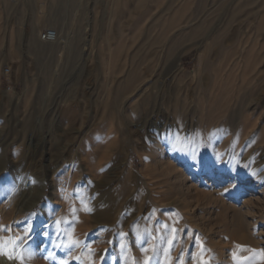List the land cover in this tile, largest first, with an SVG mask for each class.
I'll return each mask as SVG.
<instances>
[{
    "label": "rangeland",
    "instance_id": "374dc122",
    "mask_svg": "<svg viewBox=\"0 0 264 264\" xmlns=\"http://www.w3.org/2000/svg\"><path fill=\"white\" fill-rule=\"evenodd\" d=\"M156 1L0 0V159L4 160L0 206L8 201L11 212L2 220L0 264H7L17 249L22 254L29 248L34 242L30 243L31 238L48 218L46 233L34 248L37 261L44 257L37 264L108 262L100 254L111 259L120 254V264H215L217 243L225 251L221 264H264V195L252 177L264 171V0H239L245 7L237 16L230 13L233 0H215L220 3L215 11L208 7L214 0H204L201 9L199 0ZM171 1L175 6L165 13ZM178 14L186 18L182 27L197 20L189 30L197 35L182 37L171 52L165 46H147L142 59L135 58L137 46L150 36H161L167 42L179 31L177 26L164 31ZM49 29L60 33L56 44L39 40L40 33ZM250 51L254 52L252 68L247 57ZM158 70L174 73L168 88L179 92L180 103L170 101L168 89L161 93L156 85L140 101L107 112L110 94L120 89V81L132 71L150 77ZM147 98L151 101H145ZM167 100L169 105L181 107L182 115L173 116L170 109L171 120L165 122L174 127L169 133L172 144L159 149L149 137L147 121L158 120L153 110L162 103L168 107ZM211 107L216 109L212 115ZM107 115H112V126ZM81 132L83 139H79ZM96 134L103 140L93 146ZM33 135L39 142L53 140L50 154L45 148L37 156L30 155L27 141ZM109 136L121 140L119 147H112L114 151L106 149ZM12 140L16 142L11 144ZM58 144L72 150L69 163L58 170V179L68 180L72 195L55 206L48 199L52 178L44 177V172L48 164L56 166ZM76 144L81 148L77 154ZM225 157L232 163L214 184L210 173H218L219 161H226ZM111 176L118 180L113 198L122 195L124 202L111 220L97 221L92 216L103 194L102 185L109 184ZM176 176L175 184L185 185L183 198L173 186ZM250 184L249 196H242L240 190ZM43 185L48 189L32 207L40 197L37 189ZM10 222L16 223L13 251ZM106 224L114 226L111 233L102 228ZM113 261L108 264H119Z\"/></svg>",
    "mask_w": 264,
    "mask_h": 264
},
{
    "label": "bare ground",
    "instance_id": "6f19581e",
    "mask_svg": "<svg viewBox=\"0 0 264 264\" xmlns=\"http://www.w3.org/2000/svg\"><path fill=\"white\" fill-rule=\"evenodd\" d=\"M170 1V0H169ZM182 2L184 1V2H186L187 0H181ZM207 1V0H206ZM145 2V0H140V3L141 4H143ZM156 2H159V0H157ZM175 1H171L169 4H168V6H167V9H166V11H165V13H167V12H169L171 9H173V6H175L174 3ZM192 1H190V3H191ZM208 2H210V1H208ZM225 2V1H224ZM223 2V3H224ZM59 3H61V2H59ZM249 3V2H248ZM251 3V2H250ZM57 4V3H56ZM207 4V3H206ZM217 4H220L219 2L218 3H216L215 2V0L208 6L209 7V9L210 10H212V9H214V11H215V6L217 5ZM247 4V3H246ZM58 5V4H57ZM157 5V4H156ZM59 6V5H58ZM206 6V5H205ZM54 7V6H53ZM53 7H51V8H53ZM56 7V6H55ZM146 7V6H145ZM197 7V6H196ZM195 7V8H196ZM204 7V0H199V2H198V8H203ZM207 7V6H206ZM207 7V8H208ZM231 15L232 16H237L243 9H244V5H242L241 4V1H239V0H233V2H232V4H231ZM50 8V7H49ZM59 7H56V9H58ZM143 8V7H142ZM183 9H184V6L182 7ZM198 8H196V9H198ZM206 8V9H207ZM219 8V7H218ZM222 8V7H221ZM145 9V8H144ZM187 8L185 7V11H187L186 10ZM199 9V10H200ZM51 10V9H50ZM151 10V9H150ZM198 10V11H199ZM224 10H225V8H224ZM247 10V9H246ZM56 11V10H55ZM59 10H57V12H58ZM201 11V10H200ZM221 11V10H220ZM54 12V11H53ZM56 12V13H57ZM144 12H145V10H144ZM55 13V12H54ZM203 13H205V11H203ZM210 13V12H209ZM58 14V13H57ZM56 14V15H57ZM144 14V13H143ZM260 13H258L257 15H259ZM263 14V13H262ZM262 14H260V16L262 17ZM55 15V14H54ZM55 15V16H56ZM229 15V14H228ZM231 15H229V16H231ZM241 16V15H240ZM190 17V16H189ZM189 17H187V18H189ZM196 17V16H195ZM198 17V16H197ZM184 19H186L185 18V15L183 16V15H181V14H178V15H174V17L172 18V20L170 21L171 22V24H170V26L167 28V29H165L164 31H167V30H170V29H172L173 27H179V31H177L176 33H174V35H172L171 37H169L168 39H167V42H165V40L161 37V36H157V37H152V36H150L151 38H149V39H147L146 40V42H142L141 44H140V46H137V47H140L138 50H137V52H136V55H135V58H139V59H142V57H143V55H142V51L147 47V46H152V47H156V48H163L162 46H165L166 48H167V50L166 51H168V52H171V51H174V50H176L177 49V47H178V44H179V42H180V39L182 38V37H193V36H196L197 34H196V31H195V33H193V32H191L193 29H191L192 28V26H195V25H192V24H194L196 21L195 20H193V19H191L189 22H186L185 23V26H181L180 24H182L185 20ZM195 19V18H194ZM264 19V18H263ZM206 21V20H205ZM202 22V21H201ZM144 23V22H143ZM179 24V25H178ZM202 24V23H201ZM155 25V24H154ZM200 25V24H199ZM144 26V25H143ZM197 26V25H196ZM203 27V26H202ZM204 27H206V26H204ZM148 28V27H147ZM194 28V27H193ZM198 28V27H197ZM140 29H142V26H141V28ZM191 29V31L189 32V30ZM204 29V28H203ZM215 30V29H214ZM57 31V30H56ZM148 31V30H147ZM58 32V39H60V33H59V31H57ZM143 32V31H142ZM215 32V31H214ZM213 32V33H214ZM217 33V32H216ZM146 34H147V32H146ZM212 34V33H211ZM150 34H148V35H146V36H149ZM205 35V34H204ZM214 35V34H213ZM144 37V38H147V37ZM224 36V35H223ZM206 37V36H205ZM215 37V36H214ZM202 38H203V36H202ZM202 38L200 39V40H202ZM218 40V39H217ZM203 42H204V40H203ZM203 42L202 43H200V44H203ZM206 42V41H205ZM217 42V41H216ZM196 44V43H195ZM205 44V43H204ZM139 45V44H138ZM197 46H199V44L197 45ZM201 46V45H200ZM34 47V46H33ZM80 47V46H79ZM165 47H164V49L163 50H165ZM38 48V47H37ZM157 50V49H156ZM36 51L37 52H39V48L38 49H36ZM76 51V50H75ZM74 51V52H75ZM78 51V50H77ZM79 52H80V50H79ZM135 52V51H134ZM165 52V51H164ZM78 53V52H77ZM76 53V54H77ZM173 53V52H172ZM135 54V53H134ZM170 54V53H169ZM174 54V53H173ZM240 54V53H239ZM78 55V54H77ZM76 56V55H75ZM253 56H254V52L253 51H250V52H248L247 53V57L251 60L250 62V68H252V58H253ZM79 57V56H78ZM139 61V60H138ZM180 62V58H178V61L176 62V67L177 66H179V63ZM160 70V69H159ZM158 70V72L157 73H155V71H154V74H152L150 77H144L143 75H140L139 73H137V71L135 72H131L126 78H125V80H122V81H120V89H117V90H115V91H112V93L110 94V97H111V100H107L106 101V109H107V112H109V111H112V110H114L116 107H118L120 104L122 105V109L123 108H126V107H129V105L131 104V103H134V101L135 100H137L138 98H141V96L142 95H144V94H146L147 92H149L151 89H153V87L155 88V86L157 85V87H158V91L159 92H161L162 93V91H165V90H167L168 89V95L167 96H169L170 97V101H174V99H176V103H180L181 102V100H180V102L177 100V96L179 95V92L178 93H176L177 91L176 90H172V88H170L171 90H169V86L173 83V81L175 80L174 78H175V75H174V73H171V72H166V73H164L163 71H159ZM165 71V70H164ZM179 71V70H178ZM180 72V71H179ZM253 70L251 69V72H250V74H253ZM143 73H144V71H143ZM146 75V74H145ZM174 75V76H173ZM148 76V75H147ZM249 76V75H248ZM254 78V77H253ZM123 79V78H122ZM178 79V78H177ZM181 81V80H180ZM187 89V88H186ZM157 90V89H156ZM174 91V92H173ZM187 91V90H186ZM164 93V92H163ZM180 93H182V92H180ZM262 93V92H261ZM260 93V94H261ZM166 94V93H165ZM186 94V93H185ZM259 94V95H260ZM182 95V94H181ZM150 96V95H149ZM158 96V95H157ZM159 97V96H158ZM148 99V98H147ZM145 99V101H148L149 102V100L151 99V97H150V99ZM139 101H140V99H138ZM141 100H144V99H141ZM153 100V99H152ZM156 100V99H155ZM169 100H167V105H168V107L166 106V107H164L163 106V103H162V105H159L160 104V101H159V106H155V108H157V109H154L153 110V112H155V114H157V117H158V120H148L147 121V126H148V131H149V134H150V138L153 140V141H155V143H156V147H159V149L161 148V149H163V147L164 146H169V145H171L172 143L169 141L170 140V138H169V133L171 132V130L172 129H174V127L172 126V124H170L169 125V122L168 123H166L165 121L167 120V119H170V117H171V113H170V109L174 112V115L173 116H176V117H181V115H182V111H181V107H179V106H177L176 104H170V105H172V106H170L169 104H168V101ZM151 101V100H150ZM158 101V100H157ZM165 101H166V99L163 101L164 103H165ZM169 101V102H170ZM137 102V101H136ZM162 102V101H161ZM175 102V101H174ZM142 103V102H141ZM152 103V102H151ZM156 103V102H155ZM154 104V103H153ZM145 105V104H144ZM152 105V104H151ZM164 105H166V104H164ZM146 106V105H145ZM184 106V105H183ZM116 109H118V108H116ZM259 109V108H258ZM121 110V109H120ZM146 110V109H145ZM149 110V109H148ZM150 110H151V108H150ZM118 111V110H117ZM152 111V110H151ZM190 111H191V109H190ZM126 112V111H125ZM152 112V113H153ZM210 114L212 115L214 112H216V109H214V108H210ZM110 113V112H109ZM124 113V112H123ZM197 113V112H196ZM117 114V113H116ZM120 114V113H119ZM125 114V113H124ZM123 114V115H124ZM127 114V115H126ZM125 115L126 116H128V117H130L129 115H128V113H126ZM145 115V114H144ZM195 115V114H194ZM108 117H109V120H111L110 121V126H112L111 125V123H112V120H113V118H112V115H107ZM150 116V115H149ZM149 116H148V119H149ZM191 116V115H190ZM199 116V115H198ZM231 116V115H230ZM116 117V116H115ZM156 117V118H157ZM193 117V116H192ZM200 117V116H199ZM208 117V116H207ZM142 118V117H141ZM140 118V119H141ZM173 118V117H172ZM191 118V117H190ZM213 118V117H212ZM230 118V117H229ZM115 119H117V118H115ZM209 120H211L210 119V117L208 118ZM125 120V119H124ZM128 120H129V118H128ZM147 120V119H146ZM171 120V119H170ZM199 120V119H198ZM234 120V119H233ZM117 121V120H116ZM126 121V120H125ZM144 121V120H143ZM184 120H182V122H183ZM191 121V120H190ZM208 121V120H207ZM214 122V121H213ZM108 123V122H107ZM106 123V124H107ZM128 123H130V122H128ZM146 123V122H145ZM178 123V122H177ZM195 123V122H194ZM113 124H114V122H113ZM125 124V123H124ZM139 124H140V122L139 123H137V124H135V127H139ZM115 125H117L116 123H115ZM123 125V124H122ZM189 125V124H188ZM183 126V125H182ZM197 126V125H196ZM29 127V126H28ZM105 127H107V126H105ZM128 128V127H127ZM183 128V127H182ZM193 128V127H192ZM195 128V127H194ZM189 129V128H188ZM182 130H184V129H182ZM179 131V130H178ZM195 131V130H194ZM186 132V131H185ZM179 133V132H178ZM215 132H213V134H214ZM220 133V132H219ZM218 133V134H219ZM234 133V132H233ZM109 134V133H108ZM79 135H80V137H79V139L80 138H82L83 139V134H82V132L81 133H79ZM23 136V135H22ZM130 136V135H129ZM128 136V137H129ZM39 137V136H38ZM104 137V136H103ZM114 137H116V136H113V137H111V136H109V138L108 139H106V140H109V143L108 144H106V149H110L111 148V150H112V147L114 146V147H119L120 146V143L119 142H121V140L118 142V141H115L114 139ZM213 137H215V135H213ZM218 137V136H217ZM18 138H20V137H18ZM52 138V137H51ZM62 138V137H61ZM219 138V137H218ZM11 139V138H10ZM65 139H66V137H65ZM78 139V138H77ZM86 139V138H85ZM84 139V140H85ZM93 139V138H92ZM101 139H102V137L99 135V134H96L95 135V138L93 139V141H92V145L93 146H96V144H98V142H100L101 141ZM128 139V138H127ZM176 139V138H175ZM174 139V140H175ZM211 139V138H210ZM9 140V139H8ZM59 140V139H58ZM89 140H91V139H89ZM103 140V139H102ZM105 140V141H106ZM183 140V139H182ZM26 141V140H25ZM57 141V140H56ZM60 141V140H59ZM75 141V140H74ZM172 141V140H171ZM250 141V140H249ZM11 142V144H14L16 141L15 140H12V141H10ZM28 146H29V148H30V150H29V152H30V155L31 156H37L38 154H39V152H40V150L41 149H45V148H47L48 149V153L47 154H50L51 153V151H49V150H52L51 148L52 147H54L53 145H54V142H53V140L52 139H50V138H44L41 142H39V141H37L36 140V137H35V135H33V136H31L29 139H28ZM26 142V143H27ZM60 142H64V140H61ZM69 142V141H68ZM177 142V141H176ZM214 142V141H213ZM57 143H58V141H57ZM73 143V142H72ZM100 143H102V141L100 142ZM154 143V142H153ZM208 143H210V141L208 142ZM215 143H217V142H215ZM251 143V142H250ZM249 143V144H250ZM60 145H64V143H59ZM58 144V145H59ZM66 144V143H65ZM127 144H129V143H127ZM126 144V145H127ZM130 144H132V143H130ZM191 144V143H190ZM211 144V143H210ZM213 144V143H212ZM16 145V144H15ZM20 145V144H19ZM57 145V146H58ZM59 145V146H60ZM68 145V144H67ZM71 145V144H70ZM77 145V144H76ZM86 144H84V146H85ZM89 145H91V144H89ZM91 145V146H92ZM152 145V144H151ZM193 145V144H192ZM191 145V146H192ZM209 145V144H208ZM10 146V145H9ZM42 146V147H41ZM56 146V147H57ZM78 146V145H77ZM82 146L83 148H85L86 149V147L87 146ZM154 146H155V144H154ZM180 146V145H179ZM8 147V146H7ZM13 147V146H12ZM72 147V146H71ZM90 146H88V148H89ZM129 147H130V145H129ZM259 147V146H258ZM261 147V146H260ZM103 148V147H102ZM101 148V149H102ZM172 148V147H171ZM183 148H184V146H183ZM187 148V147H186ZM190 148V147H189ZM211 148H212V146H211ZM215 148V147H214ZM9 149V148H8ZM78 150L77 151H75L74 153H80L81 152V148H80V146H78V148H77ZM90 149H92V147L90 148ZM93 149H95V148H93ZM120 149V148H119ZM156 149V148H155ZM155 149H153V150H155ZM158 149V148H157ZM156 149V150H157ZM84 150V149H83ZM82 150V151H83ZM98 150H100V149H98ZM103 150V149H102ZM167 150V149H166ZM182 150V149H181ZM195 150V149H194ZM212 150H215V149H212ZM42 151V150H41ZM45 151V150H44ZM56 151H57V155H58V162H57V164H56V166H49V164H48V166H47V170H45V172H44V177H46V178H52V180H51V182L49 183L50 184V191H51V195L48 197V199L50 198V201H53L52 203L55 205V206H58V205H60V201L62 200V199H65V200H67V199H69L68 197H70L72 194H71V188H70V185L68 184V180H65V179H63V180H61L60 178V180L58 179V170H60V168L59 167H64V166H66L67 165V163H69V158H70V156H71V151H70V149L69 148H67V147H58L57 149H56ZM85 151V150H84ZM93 151V150H92ZM112 151H114V149L112 150ZM162 151V150H161ZM175 151V150H174ZM88 152H90V151H88ZM106 152V151H105ZM105 152H103L102 151V154L103 153H105ZM116 152V151H115ZM158 152V151H157ZM183 152V151H182ZM214 152H216V151H214ZM13 153V152H12ZM41 153V152H40ZM45 153V152H44ZM43 153V154H44ZM86 153V152H85ZM97 153V152H96ZM153 153L154 154H157V153H155L154 151H153ZM161 153V152H160ZM165 153V152H164ZM186 153V152H185ZM188 153V152H187ZM217 153H218V151H217ZM3 154H4V152H3ZM90 154V153H89ZM106 154V153H105ZM114 154V153H113ZM193 154V153H192ZM221 154V153H220ZM110 155H112V153L110 154ZM158 155V154H157ZM185 155V154H184ZM196 155V154H195ZM225 155V154H224ZM223 154H222V156H224ZM260 155V154H259ZM105 156V155H104ZM107 156H108V153H107ZM164 156V155H163ZM205 156V155H204ZM222 156H220V157H222ZM226 156V155H225ZM1 157V156H0ZM44 157V156H43ZM51 157V156H50ZM106 157V156H105ZM111 157V156H110ZM166 157V156H165ZM192 157V159H194L193 158V156H191ZM219 157V156H218ZM4 158V157H3ZM157 158H158V156H157ZM167 158V157H166ZM213 158V157H212ZM223 158V157H222ZM226 159H227V157H225ZM224 158V159H225ZM11 159V158H10ZM101 159H104L103 157L101 158ZM159 159V158H158ZM161 159V158H160ZM159 159V160H160ZM164 159V158H163ZM243 159V158H242ZM245 159V158H244ZM247 159V158H246ZM251 159V158H250ZM56 160V161H57ZM95 160H97V159H95ZM106 160V159H105ZM108 160V159H107ZM222 160V159H221ZM220 160V161H221ZM249 160V159H248ZM157 161V160H156ZM161 161V160H160ZM163 161V160H162ZM161 161V162H162ZM219 161V165H218V173L217 174H212V173H210V179L211 180H213L215 183L214 184H216L217 183V181H219V180H222V177H221V172H226V169L228 168V166H229V164L230 163H232L231 161H230V158H228L226 161L224 160V161H221L220 162ZM245 161V160H244ZM254 161V160H253ZM92 162H94V161H92ZM96 162V161H95ZM101 162V161H100ZM99 162V160H98V163H100ZM102 162H104L105 163V161L104 160H102ZM110 162V161H109ZM160 162V163H161ZM215 162H217V161H215ZM250 162V160L248 161V162H246V163H249ZM72 163V162H71ZM70 163V164H71ZM234 163V162H233ZM263 163V162H262ZM3 164H4V160H2V159H0V171L2 170V168L4 167L3 166ZM91 163H89V165H90ZM102 164V163H101ZM110 164V163H109ZM235 164V163H234ZM237 164V163H236ZM5 165H6V163H5ZM69 165V164H68ZM92 165V164H91ZM247 165V164H246ZM248 165H250V164H248ZM247 165V166H248ZM261 165H263V164H261ZM7 166V165H6ZM5 166V167H6ZM67 167H69V166H67ZM72 167H73V165H72ZM93 167H94V165H93ZM100 167H102V165H100ZM113 166H111V168H112ZM115 167V166H114ZM113 167V168H114ZM233 167V166H232ZM10 168V167H9ZM83 168V167H82ZM98 168V167H97ZM196 168H198V167H196ZM195 168V169H196ZM235 168V167H234ZM263 168H264V166H263ZM96 169V168H95ZM105 169H107V168H105ZM109 169H110V167H109ZM171 169V168H170ZM260 169V168H259ZM84 170V169H83ZM86 170H89V169H86ZM91 170V169H90ZM165 170V169H164ZM175 170V169H174ZM173 170V171H174ZM210 171L212 170L211 168L209 169ZM263 170V169H262ZM100 171H102V170H99V172ZM105 171V170H104ZM103 171V172H104ZM170 171H172V170H170ZM107 172V171H106ZM108 172H110V171H108ZM113 172V171H112ZM112 172L110 173V174H112ZM197 172V171H196ZM93 173V172H92ZM178 173V172H177ZM177 173H173V174H177ZM247 173V172H246ZM102 174H105V173H102ZM166 174H167V171H166ZM169 174V173H168ZM167 174V176H170L171 175V173H170V175H168ZM162 175H164V173H162ZM180 175H182V174H180ZM95 176H96V174H95ZM98 176V175H97ZM115 176V175H114ZM90 177V176H89ZM92 177V176H91ZM112 177V176H111ZM163 177H165V176H163ZM185 177V176H184ZM184 177H182V178H184ZM253 178H254V180H256L255 182H257V183H260V185H261V194L262 195H264V171H263V173H261L260 174V176H252ZM113 178V177H112ZM115 178H117V177H114L113 179H112V181H110V183L108 184V183H105V184H103L102 185V188H103V194L100 196V198H99V200H98V202H99V204H97L96 205V207H95V210H94V215L92 216V217H94L97 221L99 220V221H109V220H111L110 218L112 217V215L120 208V206H121V204H122V202H124L123 201V197H122V192H123V190H121V186H119V188H120V190H119V192H121L120 193V195H121V198H113L114 196H113V193H116L115 191L114 192H112V189L114 188V185L117 183V179H115ZM165 178H167V177H165ZM178 177L176 176V177H174L173 179V181H175L174 182V184H173V186H175L174 187V189H175V191H176V193L178 194V195H181L182 193H183V187H185V185L183 186V187H181V186H179V184L177 185V184H175V183H177L178 182V180L179 179H177ZM180 178V177H179ZM108 179V178H107ZM106 179V180H107ZM120 179V178H119ZM105 182V181H104ZM185 182V181H184ZM187 182V181H186ZM189 182V181H188ZM253 182V181H252ZM120 183V182H119ZM118 183V184H119ZM173 183V182H172ZM182 183V182H181ZM77 184V183H76ZM18 185H21V184H18ZM170 185V184H169ZM257 185V184H256ZM172 186V185H171ZM189 186V185H188ZM219 185H216V186H213V188L212 189H214V187H218ZM249 187V189L248 188H246V189H244V190H240V192H242V193H244L242 196H249L248 194H246L247 192H249L250 191V187H251V184L250 185H248ZM101 188V187H100ZM118 188V187H117ZM171 188V187H170ZM189 188V187H188ZM45 189H48V187L47 186H45V185H43V186H39L38 187V189H37V191H38V194H39V198H38V200H36V204H32V207H35L37 204H38V202H39V200H40V198H41V196L43 195V193H44V191H45ZM186 189V188H185ZM189 190V189H188ZM187 190V191H188ZM172 191H174V190H172ZM171 191V192H172ZM189 192V191H188ZM125 193V192H124ZM168 193H170V192H168ZM167 193V194H168ZM36 194V193H35ZM171 194V193H170ZM169 194V195H170ZM177 194H174V195H176L177 196ZM260 194V195H261ZM185 195V194H184ZM187 195H189V194H186V196ZM14 197V196H13ZM117 197V196H116ZM180 197H182V195L180 196ZM262 197H264V196H262ZM183 198V197H182ZM182 198H181V200H182ZM11 199H13V198H11ZM77 199V198H76ZM75 199V200H76ZM185 199V198H184ZM5 200V199H4ZM7 200H10V199H8L7 198ZM64 200V201H65ZM97 200V199H96ZM186 200V199H185ZM260 200H262V199H260ZM12 201V200H11ZM15 201V200H14ZM49 201V200H48ZM258 201V200H257ZM263 201V200H262ZM16 202V201H15ZM18 202V201H17ZM27 202V201H26ZM182 202V201H181ZM183 202H185L184 200H183ZM246 202H247V200H246ZM250 202V201H249ZM10 203V202H9ZM24 203V202H23ZM51 203V202H50ZM74 203V202H73ZM95 203V202H94ZM21 204V203H20ZM78 204V203H77ZM81 204V203H80ZM12 205H14V204H12ZM173 205V204H172ZM176 205V204H175ZM191 205V204H190ZM16 206V205H15ZM72 206V205H71ZM95 206V205H94ZM184 206H186V204L184 205ZM7 207H8V201L7 202H3V204L0 206V241H3L4 240V232H3V229H2V220L5 218V216H7L8 215V213H9V211L7 210ZM24 207V206H23ZM31 207V208H32ZM64 207V206H63ZM165 207V206H164ZM187 207V206H186ZM233 207V206H232ZM12 208V207H11ZM21 208V207H20ZM61 208V207H60ZM183 209H184V207H182ZM14 209H15V207H14ZM13 209V210H14ZM66 209V208H65ZM186 209H189V206H188V208H186ZM13 210H11V211H13ZM20 210V209H19ZM55 211V210H54ZM24 212V211H23ZM45 212H46V210L43 212L44 214H45ZM11 213V212H10ZM9 213V214H10ZM14 213L12 212V215H13ZM56 214V213H55ZM12 215H10V216H12ZM10 216H8V217H10ZM20 218V217H19ZM16 219V218H15ZM22 219V218H21ZM17 220V219H16ZM50 220L51 219H49L48 218V220L45 222V223H43V225H42V227H41V230L36 234V235H34L32 238H31V240H30V243L31 242H33V240H34V242L33 243H31V245H30V247L29 248H27V249H25V250H23L22 251V254L21 253H19L18 252V249L14 252V255H13V257L11 258V259H9V261H8V263L7 264H37L38 262H40L39 260L37 261L36 260V256H35V246H36V244H37V240H40V239H42L43 238V236H44V234L46 233L44 230H46L47 228H48V223L50 222ZM21 221V220H20ZM55 222V221H54ZM11 223V222H10ZM139 223V222H138ZM15 224L16 223H11V224H9V226H8V234L10 235V240H9V238H8V240H9V245H10V247H11V250L13 251L15 248H16V246H15V242H16V240H15V235L16 234H14V232H15ZM141 224V223H140ZM14 225V226H13ZM104 227H102L104 230H106L108 233L111 231V229H113L114 228V226H112V225H109V224H106V225H103ZM101 227V226H100ZM20 228H22V227H20ZM30 228V227H29ZM137 228H139V227H137ZM18 229V228H17ZM57 230V229H56ZM44 231V233L42 234V232ZM126 231V230H125ZM23 232V231H22ZM40 233H41V235H40ZM111 233V232H110ZM142 233V232H141ZM140 233V234H141ZM114 234V233H113ZM145 234V233H144ZM108 235V234H107ZM110 235V234H109ZM17 236V235H16ZM95 236H97V235H95ZM47 237V236H46ZM85 237V236H84ZM36 238V239H35ZM56 238V237H55ZM133 238V237H132ZM134 239V238H133ZM44 240H47V239H44ZM98 240V239H97ZM127 240H128V238H127ZM100 241H102V240H100ZM104 241V240H103ZM133 241V240H132ZM145 241V240H144ZM19 242V241H18ZM55 242V241H54ZM135 243V242H134ZM2 244V243H1ZM52 244H53V242H52ZM81 244H83V242L81 243ZM135 245V244H134ZM81 246V245H80ZM128 246V245H127ZM133 246V245H132ZM216 247H217V250H216V254H217V259H216V263L215 264H221V260H222V256L223 255H225V251H224V248L220 245V243H217L216 245H215ZM25 247H27V246H25ZM53 247H56V246H53ZM57 248V247H56ZM77 248V247H76ZM76 248H74V249H76ZM60 249V248H59ZM62 249V248H61ZM37 250V249H36ZM116 250V249H115ZM118 250V249H117ZM41 251H42V249H41ZM53 251V250H52ZM57 251V250H56ZM60 251V250H59ZM64 251V250H63ZM114 250H112V252H113ZM119 251V250H118ZM37 252V251H36ZM120 252V251H119ZM123 252V251H122ZM42 253V252H41ZM51 253V252H50ZM99 253V252H98ZM121 253V252H120ZM49 254V253H48ZM55 254V253H54ZM57 254V253H56ZM96 254V253H95ZM116 254H117V252H116ZM122 254V253H121ZM125 254V253H124ZM44 255V254H43ZM46 256V255H45ZM63 256V255H62ZM77 256H78V254H77ZM100 257H104V256H106L105 258H107L106 260H108V262L110 261V260H114L113 262H118L119 260H120V254L118 255V256H116V258L114 259H111L107 254L106 255H104V254H100L99 255ZM10 257V256H9ZM53 257V256H52ZM65 257V256H64ZM63 257V258H64ZM126 257V256H125ZM128 257V256H127ZM47 258V257H46ZM54 258V257H53ZM223 258H224V256H223ZM38 259H40V256H39V258ZM55 259V258H54ZM124 259V258H123ZM57 260H59V259H57ZM80 260V259H79ZM102 260V259H101ZM37 261V262H36ZM50 261V260H49ZM62 261V260H61ZM68 261V260H67ZM120 261H123V260H120ZM224 261V260H223ZM222 261V262H223ZM51 262V261H50ZM80 262H82V261H80ZM108 262H106L105 264H108ZM58 263V262H57ZM85 263V262H84ZM119 263V262H118ZM48 264V263H47ZM120 264V263H119Z\"/></svg>",
    "mask_w": 264,
    "mask_h": 264
},
{
    "label": "built area",
    "instance_id": "2783aa9c",
    "mask_svg": "<svg viewBox=\"0 0 264 264\" xmlns=\"http://www.w3.org/2000/svg\"><path fill=\"white\" fill-rule=\"evenodd\" d=\"M39 40L44 44H56L58 42V32L53 29L40 33Z\"/></svg>",
    "mask_w": 264,
    "mask_h": 264
},
{
    "label": "snow or ice",
    "instance_id": "6c2138e0",
    "mask_svg": "<svg viewBox=\"0 0 264 264\" xmlns=\"http://www.w3.org/2000/svg\"><path fill=\"white\" fill-rule=\"evenodd\" d=\"M9 258L11 259L12 257L10 256Z\"/></svg>",
    "mask_w": 264,
    "mask_h": 264
},
{
    "label": "crops",
    "instance_id": "0c3cea01",
    "mask_svg": "<svg viewBox=\"0 0 264 264\" xmlns=\"http://www.w3.org/2000/svg\"><path fill=\"white\" fill-rule=\"evenodd\" d=\"M14 1V0H13Z\"/></svg>",
    "mask_w": 264,
    "mask_h": 264
}]
</instances>
